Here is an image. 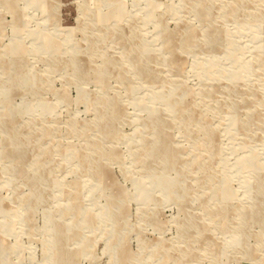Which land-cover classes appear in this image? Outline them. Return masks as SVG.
<instances>
[{"label":"rangeland","instance_id":"374dc122","mask_svg":"<svg viewBox=\"0 0 264 264\" xmlns=\"http://www.w3.org/2000/svg\"><path fill=\"white\" fill-rule=\"evenodd\" d=\"M0 264H264V0H0Z\"/></svg>","mask_w":264,"mask_h":264},{"label":"bare ground","instance_id":"6f19581e","mask_svg":"<svg viewBox=\"0 0 264 264\" xmlns=\"http://www.w3.org/2000/svg\"><path fill=\"white\" fill-rule=\"evenodd\" d=\"M193 2V1H192ZM164 84V83H163ZM161 88V87H160ZM200 98V97H199ZM106 103V102H105ZM205 105V104H204ZM166 108V107H165ZM103 110V109H102ZM178 110V109H177ZM176 111V110H175ZM181 113V112H180ZM157 126H154L153 129H154V132H156L160 137L161 139L165 140L166 136L164 135V132H163V129L161 127H157ZM193 132V130H192ZM196 140V139H195ZM161 143H163L162 140H160ZM135 144V143H134ZM165 144V143H164ZM94 145V144H93ZM95 147V146H94ZM71 149V148H70ZM154 149V148H153ZM166 150H174V148H171V147H168L166 148ZM66 151V150H65ZM75 152V151H74ZM65 154V153H64ZM68 154V153H67ZM84 160V159H83ZM245 162V161H244ZM83 164V163H82ZM250 170V169H249ZM252 170V169H251ZM254 170V169H253ZM55 259V258H54Z\"/></svg>","mask_w":264,"mask_h":264}]
</instances>
